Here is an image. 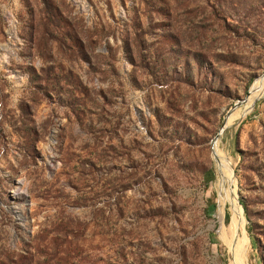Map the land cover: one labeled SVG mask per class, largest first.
Masks as SVG:
<instances>
[{
	"label": "rangeland",
	"instance_id": "374dc122",
	"mask_svg": "<svg viewBox=\"0 0 264 264\" xmlns=\"http://www.w3.org/2000/svg\"><path fill=\"white\" fill-rule=\"evenodd\" d=\"M263 79L264 0H0V264H233L232 197L264 264Z\"/></svg>",
	"mask_w": 264,
	"mask_h": 264
},
{
	"label": "bare ground",
	"instance_id": "6f19581e",
	"mask_svg": "<svg viewBox=\"0 0 264 264\" xmlns=\"http://www.w3.org/2000/svg\"><path fill=\"white\" fill-rule=\"evenodd\" d=\"M264 88V79L263 82L258 83V87L255 88L256 92L262 91ZM226 176L230 177V180L233 181L232 175L228 172H223ZM232 205V220L229 226L228 240L227 242L230 245V251L233 254L234 263L233 264H247L246 262V244L243 240H240L237 236V232L240 231L245 226V220L242 213V207L238 202L237 197L231 198ZM223 231L225 229H222ZM221 230V234H222Z\"/></svg>",
	"mask_w": 264,
	"mask_h": 264
},
{
	"label": "trees",
	"instance_id": "16d2710c",
	"mask_svg": "<svg viewBox=\"0 0 264 264\" xmlns=\"http://www.w3.org/2000/svg\"><path fill=\"white\" fill-rule=\"evenodd\" d=\"M241 203H242L243 207L247 210L246 204L243 201H241Z\"/></svg>",
	"mask_w": 264,
	"mask_h": 264
}]
</instances>
